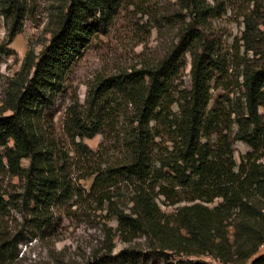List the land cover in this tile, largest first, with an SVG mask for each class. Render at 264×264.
Instances as JSON below:
<instances>
[{
	"label": "trees",
	"instance_id": "1",
	"mask_svg": "<svg viewBox=\"0 0 264 264\" xmlns=\"http://www.w3.org/2000/svg\"><path fill=\"white\" fill-rule=\"evenodd\" d=\"M55 1L49 43L38 55L28 51L21 70L9 79L0 107V176L18 177L23 190L18 196L0 191V219L18 206L23 212V207L26 213L20 224L28 228L30 240L53 237L54 208L85 195L72 177L68 153L53 134L46 133L42 122L92 34L107 24L124 0ZM182 1L195 21L220 14L207 0ZM30 2L0 0V16L10 25L11 40L22 29ZM213 48L189 23L176 46L155 66L101 83L89 99V123L81 110H73L71 127L81 138L94 137L113 120L118 95L135 110L121 139L123 159L92 167L86 196L116 216L123 241L144 236L167 264H208L188 258L205 254L223 264L249 260L264 264V253L259 254L264 244V116L260 113L264 67L244 71L243 108L232 119V105L217 101L210 106L215 72L223 71L212 57ZM188 53L192 87L180 92L179 110L174 112L177 100L172 85ZM238 140L250 147L239 160L234 150ZM78 146L86 159L95 157L82 143ZM24 159L30 160L27 167L22 165ZM119 183L130 189L128 209L119 208L111 195ZM159 197L176 205L174 212L163 211ZM23 237L20 231H2L0 264L20 260ZM119 257L125 264L129 250L124 248ZM85 264L104 263L97 259Z\"/></svg>",
	"mask_w": 264,
	"mask_h": 264
},
{
	"label": "rangeland",
	"instance_id": "2",
	"mask_svg": "<svg viewBox=\"0 0 264 264\" xmlns=\"http://www.w3.org/2000/svg\"><path fill=\"white\" fill-rule=\"evenodd\" d=\"M207 1L215 7L214 13L219 11L220 14L195 21L189 16L190 12L183 9L182 0H124L107 24L92 34L64 91L46 110V120L42 122L46 133L53 134L68 153L72 177L85 195L74 196L67 203L59 202L54 208V226L57 229L53 237L30 240L28 228L20 224L26 210L21 207L23 212H20V206L17 210H9L0 219V237L4 229L12 233L20 231L26 242L19 246L20 260L5 264H85L97 259L104 264H121L119 254L124 248L130 252L125 264H167L166 257L154 252L144 236L132 242L123 241L116 216L106 205L101 208L94 198L86 196L91 187L89 172L92 167L102 161L114 163L123 159L121 139L125 127L135 117L134 106L118 95L115 100L117 114L94 137L81 138L71 127V120L73 110L79 109L89 123L88 104L100 84L119 80L134 70L155 66L176 46L189 23L197 27L203 41L214 46L212 57L223 67L222 72H215L216 78L211 83L213 98L210 106L217 101L232 105L235 112L231 117H237L244 102L240 88L244 71L264 67V0ZM56 3L55 0H31L23 27L12 40L10 25L0 16V107L8 81L21 70L28 51L38 55L49 43ZM184 61L185 65L172 85L177 100L173 105L174 112L179 110L180 92L192 87V56L186 54ZM260 113L264 116V106H261ZM164 141H167V136L162 143ZM79 143L93 151L95 157L86 159L82 156ZM249 149L244 141H236V159L239 160L240 155ZM29 162V159H24L22 165L27 167ZM0 191L18 196L23 191L22 183L18 177L3 174L0 176ZM111 195H114L119 208L128 209L131 193L126 185L119 183L112 187ZM158 203L168 213L176 208L164 197H159ZM261 253H264V244L260 248ZM188 258L208 264H223L208 254Z\"/></svg>",
	"mask_w": 264,
	"mask_h": 264
}]
</instances>
